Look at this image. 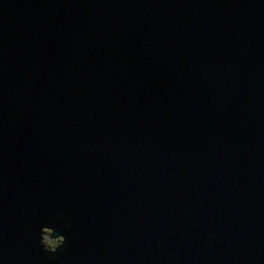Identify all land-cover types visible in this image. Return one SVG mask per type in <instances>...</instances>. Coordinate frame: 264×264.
I'll list each match as a JSON object with an SVG mask.
<instances>
[{"label": "water", "instance_id": "95a60500", "mask_svg": "<svg viewBox=\"0 0 264 264\" xmlns=\"http://www.w3.org/2000/svg\"><path fill=\"white\" fill-rule=\"evenodd\" d=\"M0 264H264V0H0Z\"/></svg>", "mask_w": 264, "mask_h": 264}, {"label": "clouds", "instance_id": "9594fccd", "mask_svg": "<svg viewBox=\"0 0 264 264\" xmlns=\"http://www.w3.org/2000/svg\"><path fill=\"white\" fill-rule=\"evenodd\" d=\"M70 214H65L61 209H56L55 215L49 217L48 224L42 226L39 233V245L44 254L51 260L56 261L68 253L70 242L63 234H56L52 226L57 220L68 221ZM65 228H71L70 223H65Z\"/></svg>", "mask_w": 264, "mask_h": 264}]
</instances>
